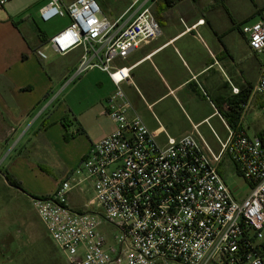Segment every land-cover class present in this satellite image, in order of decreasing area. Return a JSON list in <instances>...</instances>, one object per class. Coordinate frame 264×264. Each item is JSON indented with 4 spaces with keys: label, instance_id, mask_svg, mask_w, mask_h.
I'll use <instances>...</instances> for the list:
<instances>
[{
    "label": "built area",
    "instance_id": "1",
    "mask_svg": "<svg viewBox=\"0 0 264 264\" xmlns=\"http://www.w3.org/2000/svg\"><path fill=\"white\" fill-rule=\"evenodd\" d=\"M10 1L0 0V6ZM158 1L134 0L116 20L103 15L97 0H49L40 10L43 22L69 17L70 24L36 54L46 60L47 49L65 55L81 48L64 87L90 70L105 72L116 87L106 111L115 130L53 193L30 202L68 264H264V139L244 128L249 102L236 128L213 105L226 129L225 137L212 129L215 149L198 126L178 138L151 130L123 90L133 81L131 68L119 60L163 33L153 11ZM246 32L250 48L264 54V21ZM232 92L240 94L236 87ZM252 95L264 96V66ZM226 157L249 184L242 200L220 172ZM88 186L93 197L85 207L97 206L98 212L71 206L70 195ZM104 225L114 231L113 244L101 231Z\"/></svg>",
    "mask_w": 264,
    "mask_h": 264
},
{
    "label": "crops",
    "instance_id": "2",
    "mask_svg": "<svg viewBox=\"0 0 264 264\" xmlns=\"http://www.w3.org/2000/svg\"><path fill=\"white\" fill-rule=\"evenodd\" d=\"M48 2L11 0L0 6V264L19 257L24 197L31 198L11 187L4 173L20 181L29 194L48 196L81 164L93 145L115 130L106 111L116 87L105 72L97 69L91 75L97 84L110 87L109 94L87 109L94 114L84 117L88 111L75 113L61 101L65 81L83 54L81 48L65 55L48 52L46 60L36 54L50 37L70 24L68 17L67 25L49 35L40 18V10ZM130 6L112 20L123 16ZM154 10L163 33L119 60L131 68L133 83L125 85L134 89L146 108L145 115H140L149 128L178 138L198 126L216 149L212 129L218 132L212 120L219 121L225 136L226 129L213 105L227 112L226 103L251 92L244 128L248 133L254 130L253 136L264 130L262 116L253 110L257 106L262 110L264 96L252 95L264 54L250 48L246 32L254 23L264 21V0H178L168 9ZM200 20L205 22L198 25ZM233 87L240 94H233ZM133 105L137 109L138 104ZM26 149L32 158L23 157ZM74 197L80 199L81 194L70 195L71 206L86 211H81L86 208L81 199L79 205L71 202ZM59 260L65 262V256L60 254Z\"/></svg>",
    "mask_w": 264,
    "mask_h": 264
},
{
    "label": "rangeland",
    "instance_id": "3",
    "mask_svg": "<svg viewBox=\"0 0 264 264\" xmlns=\"http://www.w3.org/2000/svg\"><path fill=\"white\" fill-rule=\"evenodd\" d=\"M102 8V13L106 17L112 20V17L119 16L123 13L125 9L130 6L134 0H97ZM155 11V10H154ZM133 11L130 12V14ZM155 14V12H154ZM156 16V15H155ZM69 23L68 17H58L53 19L50 22L43 23L44 27L49 35H53L57 33L63 26ZM47 52H50L47 49ZM92 72H98V70L88 71L86 74L82 75L79 79L75 82L67 86L63 90V94L61 96V101L66 104L67 107L73 109L75 113H81L82 111H88L85 115L82 114L84 117H88L91 113L94 114L95 111L87 110L91 105H94V102L104 97L105 95L110 93V87L107 84H97L95 79L91 77V75L95 74ZM71 76V75H70ZM123 90L129 96L134 104H138L137 110L138 112L143 115V111L146 108H143L139 96L136 94L134 89L127 87V85H123ZM63 97V98H62ZM145 109V110H144ZM255 113H258L262 116V125L264 126V118L263 112L261 108L254 107L253 108ZM71 115V114H70ZM94 125V117L90 121V126ZM212 126L216 131L219 133L221 137H224L225 134L223 133V127L219 123L217 119L212 120ZM249 134L251 136L254 135V130H249ZM213 138V137H212ZM23 157L29 156L32 158L30 152L26 149L24 150ZM31 155V156H30ZM220 172L231 188L232 192L234 193L235 197L238 200L244 199L250 191L249 184L245 181V179L239 174L237 167L233 163V161L226 157L222 165L220 166ZM1 182V180H0ZM11 190V189H10ZM26 190V189H25ZM27 191V190H26ZM21 196V195H20ZM93 197V192L91 187H87L86 191L81 194L80 199L85 202L86 204L88 201L91 200ZM80 199L74 197L71 198V202L75 205L81 204ZM24 213H25V226H23V234H21V242L19 246L22 244V250L19 252V257H17L13 262L8 264H68L65 263L67 261H63V263L59 260V256L64 255L63 252L55 245L54 241L52 240L51 236L47 232V229L44 223L39 218L37 212L33 208L29 198L24 197ZM90 210L92 212H98L99 208L97 206L89 205L88 209L84 208V210ZM101 231L106 235L108 243L113 244L114 240V231L107 226H102ZM65 256V255H64ZM66 259V257H65Z\"/></svg>",
    "mask_w": 264,
    "mask_h": 264
},
{
    "label": "trees",
    "instance_id": "4",
    "mask_svg": "<svg viewBox=\"0 0 264 264\" xmlns=\"http://www.w3.org/2000/svg\"><path fill=\"white\" fill-rule=\"evenodd\" d=\"M176 1L178 0H159L156 5L155 9L160 8L161 10L168 9L172 7ZM250 93L248 92L244 95H240L239 99L232 100L229 102L230 104V109L227 112H222L221 109L218 108L219 112L224 115L226 118L229 126L236 128L239 122V118L244 110V105L248 103V99L250 97ZM262 139H264V130L260 131L258 134ZM4 178L6 179L7 183L11 186L14 187L25 194L29 195L30 197H36L31 194H29L25 188L23 187L22 183L18 181L14 176L9 174L8 172L4 173Z\"/></svg>",
    "mask_w": 264,
    "mask_h": 264
}]
</instances>
